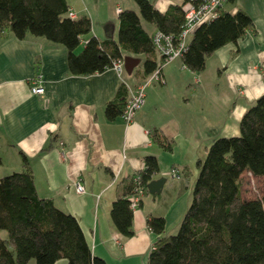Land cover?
<instances>
[{
    "label": "crops",
    "instance_id": "obj_1",
    "mask_svg": "<svg viewBox=\"0 0 264 264\" xmlns=\"http://www.w3.org/2000/svg\"><path fill=\"white\" fill-rule=\"evenodd\" d=\"M148 1L160 13L181 5L180 0ZM66 2L76 18L91 22L76 54L90 37L117 39L118 9L137 12L132 0ZM222 9L246 14L251 28L210 55L201 72L185 68L181 57L164 65L163 83L147 84L144 104L129 123L121 116L107 120L104 108L122 83L129 98L149 77L142 76L145 56L123 53L121 77L112 68L74 76L63 46L30 34L0 37V179L30 171L37 196L73 216L92 255L106 264H147L157 239L147 219H164L163 237L177 231L191 200L196 162L215 139L239 136L243 113L264 95V0H234ZM142 27L151 35L156 31L143 21ZM154 57L157 66L156 50ZM38 75L41 95L31 92ZM158 138L170 150L162 149ZM146 156L158 162L151 181H165L159 194L142 189L137 207L128 205L132 235L123 238L111 222L110 208L128 180L142 171ZM172 169L178 177L171 176ZM76 183L82 193L75 191Z\"/></svg>",
    "mask_w": 264,
    "mask_h": 264
},
{
    "label": "trees",
    "instance_id": "obj_2",
    "mask_svg": "<svg viewBox=\"0 0 264 264\" xmlns=\"http://www.w3.org/2000/svg\"><path fill=\"white\" fill-rule=\"evenodd\" d=\"M137 12L125 9L118 13L117 39L103 41L90 37L81 52L75 50L80 39L89 34L87 17H68L66 0H0V37L11 32L23 39L27 34L42 37L63 46L71 75L102 73L123 60V53L145 56L142 76L156 68L152 35L142 21L156 31L176 38L183 25L180 5L160 13L148 0H132ZM234 0H226L232 4ZM250 18L222 8L212 21L199 26L188 40L180 58L190 71L201 72L206 59L217 49L235 43L251 28ZM155 31V32H156ZM127 90L122 83L115 97L105 105L109 121L122 115ZM239 136L220 137L207 148L198 170L191 200L176 234L163 237L164 219L151 216L148 228L157 236L147 257V264H264V196L240 198L244 172L264 176V95L242 115ZM170 150L164 139L155 140ZM139 172L140 186L158 173L155 156L144 158ZM110 208V219L123 237L132 235V211L128 198L136 193L133 178ZM0 264H106L92 255L77 220L58 210L50 200L37 196L30 171L16 172L0 179Z\"/></svg>",
    "mask_w": 264,
    "mask_h": 264
},
{
    "label": "built area",
    "instance_id": "obj_3",
    "mask_svg": "<svg viewBox=\"0 0 264 264\" xmlns=\"http://www.w3.org/2000/svg\"><path fill=\"white\" fill-rule=\"evenodd\" d=\"M181 11L183 13V25L180 33L176 38L170 35H165L162 32L156 31L152 35V43L155 50L161 57V62L157 64L155 70L149 75V77L141 84L137 85L134 92L127 98L123 113L121 117L126 123L132 121L135 113L144 104L145 87L149 83H163L162 68L164 65L180 58L185 51L187 45L186 40L199 26L206 24L218 15V11L226 3V0H180ZM117 12H120L118 9ZM68 17L71 19L76 18L74 13L68 11ZM112 69L121 77L123 73L122 61H115L112 65ZM31 92L36 95H41L44 92L42 87V77L36 76L32 81ZM145 165L141 166L143 170ZM172 177H178V171L172 169L170 171ZM134 183L137 185L135 195L129 198V206L134 209L138 205L139 194L142 190L140 186L139 173L133 178ZM75 191L82 193L83 188L79 183L75 184Z\"/></svg>",
    "mask_w": 264,
    "mask_h": 264
},
{
    "label": "rangeland",
    "instance_id": "obj_4",
    "mask_svg": "<svg viewBox=\"0 0 264 264\" xmlns=\"http://www.w3.org/2000/svg\"><path fill=\"white\" fill-rule=\"evenodd\" d=\"M241 177H242V184H241L240 198L242 200L259 199L262 196H264V176L252 177L251 175L247 176L246 173H243ZM176 232H173V234H176ZM2 235L5 236L4 233H2ZM62 261H63L62 263L64 264L66 263L64 260ZM29 264H34V262H30Z\"/></svg>",
    "mask_w": 264,
    "mask_h": 264
},
{
    "label": "water",
    "instance_id": "obj_5",
    "mask_svg": "<svg viewBox=\"0 0 264 264\" xmlns=\"http://www.w3.org/2000/svg\"><path fill=\"white\" fill-rule=\"evenodd\" d=\"M164 181H165L164 178H160L158 180L150 181L146 185L148 193H150V194H154V193L159 194L160 193V189L162 188Z\"/></svg>",
    "mask_w": 264,
    "mask_h": 264
}]
</instances>
